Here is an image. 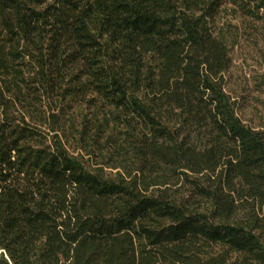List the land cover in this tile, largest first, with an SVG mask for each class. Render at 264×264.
Listing matches in <instances>:
<instances>
[{"label":"trees","instance_id":"1","mask_svg":"<svg viewBox=\"0 0 264 264\" xmlns=\"http://www.w3.org/2000/svg\"><path fill=\"white\" fill-rule=\"evenodd\" d=\"M242 41L264 0H0V264H264Z\"/></svg>","mask_w":264,"mask_h":264},{"label":"rangeland","instance_id":"2","mask_svg":"<svg viewBox=\"0 0 264 264\" xmlns=\"http://www.w3.org/2000/svg\"><path fill=\"white\" fill-rule=\"evenodd\" d=\"M230 57L225 87L237 104L238 115L250 125L264 128V56L242 41Z\"/></svg>","mask_w":264,"mask_h":264}]
</instances>
